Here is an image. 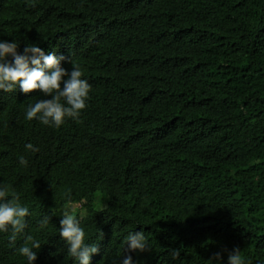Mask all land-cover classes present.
<instances>
[{
    "label": "trees",
    "instance_id": "trees-1",
    "mask_svg": "<svg viewBox=\"0 0 264 264\" xmlns=\"http://www.w3.org/2000/svg\"><path fill=\"white\" fill-rule=\"evenodd\" d=\"M3 41L71 58L91 91L59 128L25 118L50 96L0 91V184L29 209L15 246L0 232V264H28L26 235L34 264H76L67 205L90 264H227L237 247L264 264V0H0ZM141 231L150 247L130 252Z\"/></svg>",
    "mask_w": 264,
    "mask_h": 264
},
{
    "label": "clouds",
    "instance_id": "clouds-1",
    "mask_svg": "<svg viewBox=\"0 0 264 264\" xmlns=\"http://www.w3.org/2000/svg\"><path fill=\"white\" fill-rule=\"evenodd\" d=\"M18 47L17 42H0V91L11 93L19 87L25 94L39 91L51 97L36 100L34 104L28 105L25 116L28 121L35 119L45 126L59 128L66 119L78 120L87 106L86 101L91 91L89 82L82 78L83 71L80 66L71 58L57 56L55 52L46 55L36 45H26L23 54L18 53ZM8 57H11V61ZM66 59L72 65L70 72L61 67V62ZM25 148L33 153L39 151L31 143L26 144ZM19 164L27 167L28 161L21 156ZM28 215L29 209L21 205L19 193L9 184H0V232L7 233L11 229L8 236L11 245L15 246L17 237L24 233L27 227L25 217ZM49 219L48 216H44L39 221L41 228L48 226ZM59 235L66 241L68 256L73 258L76 264H90V257L98 252L95 244L85 243V232L74 210L63 211ZM124 243L128 245L130 252H143L150 247L142 231L129 232ZM40 247L38 239L26 235L17 251L27 259L28 264H34L37 255L33 249L38 250ZM170 255L176 260L180 252L172 250ZM221 258L222 253L217 252L206 264H212V260L219 262ZM121 264H133L132 256L125 257ZM227 264H244L243 255L238 247L228 252Z\"/></svg>",
    "mask_w": 264,
    "mask_h": 264
},
{
    "label": "rangeland",
    "instance_id": "rangeland-1",
    "mask_svg": "<svg viewBox=\"0 0 264 264\" xmlns=\"http://www.w3.org/2000/svg\"><path fill=\"white\" fill-rule=\"evenodd\" d=\"M65 209L74 210V214H75L76 216H81V214H82V211H81V209H80L79 207H77V206H75V205H67V206H65L64 208H62L61 210L56 211V212H55L56 216H58V217H62V215H63V211H64Z\"/></svg>",
    "mask_w": 264,
    "mask_h": 264
},
{
    "label": "bare ground",
    "instance_id": "bare-ground-1",
    "mask_svg": "<svg viewBox=\"0 0 264 264\" xmlns=\"http://www.w3.org/2000/svg\"><path fill=\"white\" fill-rule=\"evenodd\" d=\"M20 49V48H19Z\"/></svg>",
    "mask_w": 264,
    "mask_h": 264
}]
</instances>
